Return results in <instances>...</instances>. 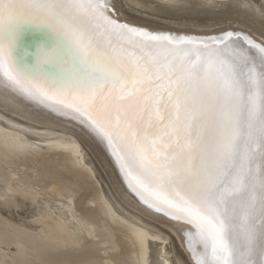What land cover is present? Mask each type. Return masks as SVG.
Listing matches in <instances>:
<instances>
[{"label":"snow or ice","instance_id":"6c2138e0","mask_svg":"<svg viewBox=\"0 0 264 264\" xmlns=\"http://www.w3.org/2000/svg\"><path fill=\"white\" fill-rule=\"evenodd\" d=\"M120 11L0 0V83L84 125L192 264H264V41L153 32Z\"/></svg>","mask_w":264,"mask_h":264},{"label":"bare ground","instance_id":"6f19581e","mask_svg":"<svg viewBox=\"0 0 264 264\" xmlns=\"http://www.w3.org/2000/svg\"><path fill=\"white\" fill-rule=\"evenodd\" d=\"M120 5V22L153 32L264 41V0ZM177 227L131 191L84 125L0 83V264H192Z\"/></svg>","mask_w":264,"mask_h":264},{"label":"rangeland","instance_id":"374dc122","mask_svg":"<svg viewBox=\"0 0 264 264\" xmlns=\"http://www.w3.org/2000/svg\"><path fill=\"white\" fill-rule=\"evenodd\" d=\"M85 192H81V194L79 195H77L76 196V198H75V204L77 205L76 207H77V209H79L80 211H84V209H85V205H84V200H82L84 197L86 198V193L84 194ZM83 197V198H82ZM77 200V201H76ZM84 206V207H83Z\"/></svg>","mask_w":264,"mask_h":264}]
</instances>
